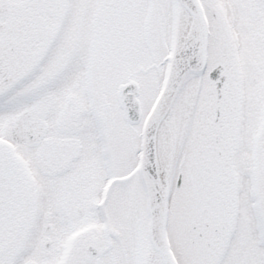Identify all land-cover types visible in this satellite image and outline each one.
Instances as JSON below:
<instances>
[{
  "label": "snow or ice",
  "instance_id": "snow-or-ice-1",
  "mask_svg": "<svg viewBox=\"0 0 264 264\" xmlns=\"http://www.w3.org/2000/svg\"><path fill=\"white\" fill-rule=\"evenodd\" d=\"M0 264H264V0H0Z\"/></svg>",
  "mask_w": 264,
  "mask_h": 264
}]
</instances>
